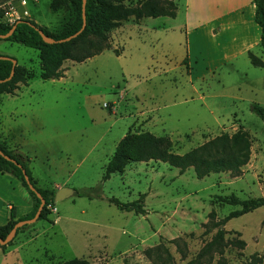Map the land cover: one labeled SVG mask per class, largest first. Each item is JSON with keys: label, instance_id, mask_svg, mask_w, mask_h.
<instances>
[{"label": "rangeland", "instance_id": "1", "mask_svg": "<svg viewBox=\"0 0 264 264\" xmlns=\"http://www.w3.org/2000/svg\"><path fill=\"white\" fill-rule=\"evenodd\" d=\"M122 1L133 4L136 0ZM0 11V18L7 22L26 16L33 20L36 18L40 25L56 28L66 18L68 5L65 0L55 6L52 0H0ZM128 19L132 20L131 15ZM169 24L170 19L163 17H143L138 22H124L117 40L120 52L103 50L94 58L70 65L64 82H51L53 94L62 86L61 90L68 89L74 95L72 99L63 101L65 106L58 108L68 111L66 115L63 110L69 124L82 128L75 135L82 146L85 148L95 143L94 157L89 156L74 168L70 182L76 189L101 182L96 190L102 193V197L76 194L63 197L53 201L55 212L51 216H60L55 224L43 219L34 220V224L43 225L50 232L54 230L50 244L58 251L62 249L60 254L65 258L87 257L88 247L103 243L114 264H122V257L128 264H149L150 259L143 249L163 244L172 257V264H185L190 258L196 259L194 264H247L252 253L262 258L258 264H264V204L226 219L220 225L224 229L221 251L212 248L196 257L215 231V227L206 226L209 225L208 212L213 210V218L219 219L239 206L222 202L216 198L217 195L264 196V123L251 108L253 102L264 106V68L250 64L247 57L239 56L235 64L242 71H226L225 68H230L227 65L219 68L218 77L215 74L206 76L195 83L199 93L209 94L199 98L190 90L189 82L187 84L184 62L178 64L174 60L184 52L183 41L178 33L171 37L166 29ZM108 35L110 37L111 34ZM33 51L36 52L34 48L0 39L3 55L31 63ZM150 63L155 65V70L151 69ZM173 63L176 67L161 71L160 66ZM153 71L156 74L152 75ZM46 84L50 86L49 81ZM115 84L119 88L124 86L129 94L135 92L145 98L154 95L160 105L162 123L151 129L149 123L143 125L141 122H150L151 111H147L140 123L131 124V130L140 125L154 134H165L171 149L182 152L215 134L241 128L250 137L247 162L238 174L217 171L196 177L191 166L179 171L161 160H133L121 172L111 173L101 181L108 153L129 126L131 118L122 107L127 95L118 96L122 102L117 105L121 106L108 102L111 111L117 107L115 114H109L102 105L103 100L115 99L111 92ZM231 104L237 106L235 116H231L233 113L228 109ZM135 117L136 122L138 118ZM68 141L72 138L69 137ZM71 166L72 163L60 168L56 166L50 168V173L40 174L61 179ZM43 179L48 180V177ZM109 196L121 201L138 198L144 211L120 208L107 201ZM171 238H178L181 249L168 241ZM85 243L90 246L86 247ZM13 258L11 252L4 258L0 252V264L9 263Z\"/></svg>", "mask_w": 264, "mask_h": 264}, {"label": "crops", "instance_id": "2", "mask_svg": "<svg viewBox=\"0 0 264 264\" xmlns=\"http://www.w3.org/2000/svg\"><path fill=\"white\" fill-rule=\"evenodd\" d=\"M173 1L176 6L174 15L144 17L169 18L170 24L166 29L171 33V37L174 38L177 33L181 35L184 52L174 60L178 64L184 62L187 84L189 82L191 85L190 90L197 94V97L204 98L209 96V94L199 93L195 86L196 82L206 76H214V74L218 77L219 68L227 65H230V68H225L226 71H242L235 64V61L239 56L247 57L249 61L248 50L264 60V52L259 45V26L253 19L254 4L252 0ZM34 21L39 23L36 18H34ZM132 21L138 22L133 20V18L132 20L127 18L110 29L107 32V42L111 43H108L109 46L103 47L99 52L79 61L70 60L69 62H63L62 75L58 77L43 76L39 66L37 48L20 43L23 46L34 48L36 52L33 51L31 63L14 58L15 63L25 68L23 78L17 81L16 86L11 91L0 92V143L4 147L16 148L28 155V166L36 186L56 189L59 186L67 185L75 189L74 183L70 182L74 168L79 166L89 156L94 157L95 143L93 142L84 148L75 136L82 128L77 127L75 124H69L66 120L68 111L58 108L65 106L63 101H68L74 97L72 91L68 89L61 90V86L53 94L51 82H64L70 65L75 66L78 63H83L96 57L103 50L111 49L116 54L120 52L121 46L117 40L123 31V23ZM108 34H111L110 37ZM110 38L112 39L110 40ZM3 40L13 41L9 39ZM179 41H177V44H179ZM0 54L4 53L0 52ZM249 63L252 64L250 61ZM149 65L152 70L156 69L155 65L151 63ZM254 66L264 68V66ZM174 67H176V63L169 66H160V69L161 71H168ZM151 74H156V71ZM48 81L50 86L46 84ZM126 91L124 86L119 88L118 84H115L111 90L115 99L110 98L109 101H102V105L109 114H115L114 112L117 108L111 111L109 103L114 102L115 106H121L117 105L122 102L118 96L127 95L125 97H128V99L126 103L123 102L122 106L126 110L125 113L131 117L127 129H131L132 123H140V119L147 115V111H151L150 120L148 119L150 122H146L147 120L141 122L143 125L149 123L151 129L155 124L162 123L160 105L154 95L145 98L135 92L129 94ZM237 98L240 99V97ZM183 99L186 100L187 98ZM247 101L250 103L251 99L248 98ZM107 104L108 106L106 107ZM228 109L233 113L231 116H235L234 110L237 109V106L231 104ZM63 110L66 111V115ZM135 116L138 118L136 122ZM217 122L220 121L217 120ZM222 123L219 124L221 125ZM145 127L139 125L137 129L148 130ZM69 137L72 138V141H68ZM117 140L112 145V150L108 153L107 158L113 151ZM69 163H72L73 166L69 170L63 169L67 173L64 178L55 180L48 175L42 176L40 174L45 171L50 173V168H56V166L60 168ZM45 177H48V180L43 179ZM72 194L74 195V192ZM31 205L32 198L20 180L9 172L0 171V225L6 223L9 218L17 219L24 215L31 209ZM52 212H55V210L48 214L49 220L45 218L36 219L46 220L53 225L60 216L57 214L53 217L51 216ZM34 220L23 223L28 226L18 230L11 241L5 243L3 247L0 245V252L3 258L7 253L11 252L14 254L13 260L5 264H33L36 262L54 264L56 261L71 257L85 258L92 264H114L103 243L97 244L93 248L88 247L90 245L85 243V246L89 248V256L87 257L69 256L65 258L61 256L60 251L62 249L58 251L50 244L55 235L54 230L51 232L47 231L43 225L34 224ZM101 236H104V233H101ZM121 263L128 264L123 260V257Z\"/></svg>", "mask_w": 264, "mask_h": 264}, {"label": "trees", "instance_id": "3", "mask_svg": "<svg viewBox=\"0 0 264 264\" xmlns=\"http://www.w3.org/2000/svg\"><path fill=\"white\" fill-rule=\"evenodd\" d=\"M61 0H52L55 6ZM68 5L66 18L56 28H48L38 24L32 18L19 16L11 22L0 18V33L6 32L15 22L13 30L2 39H9L27 46L37 48L39 54V66L45 77H58L62 75L64 68L63 61L70 59L79 61L87 56L99 52L103 47L109 46L107 42V32L113 27L120 24L123 20L131 17L138 21L144 16L156 15H174L175 3L173 0H136L133 4H124L122 0H84V26L75 36L61 41L46 42L42 39L36 28L54 39L62 38L77 30L81 24V0H65ZM254 4L253 19L259 26V45L264 52V0H252ZM55 8V7H53ZM1 13V11H0ZM1 15V14H0ZM17 19H19L17 21ZM115 50V49H114ZM116 51V50H115ZM3 55V54H2ZM249 61L253 65L264 66V60L258 55L248 50ZM0 58V78L5 77L11 66V56L5 55ZM25 68L17 63L13 66L11 76L0 81V92L11 91L17 81L23 78ZM251 108L259 115L264 123V106L255 102ZM0 150L10 159L0 154V171L9 172L17 177L21 184L26 188L32 198L31 209L17 219L30 217L38 203L39 198L35 191H38L44 202L37 218L49 220L50 210L47 203L53 204L54 188L36 186L28 167V155L16 148H7L0 143ZM250 154V137L244 129H237L233 132H220L202 142L182 151H173L170 147V140L165 134H154L148 130L127 129L125 133L117 140L113 151L103 164V170L100 180H104L111 173L121 172L124 166L133 160H161L171 166H175L179 171L191 166L196 177H202L209 172L228 171L231 174H238L243 164H245ZM22 169L27 175L29 182L34 190L27 186L23 178ZM101 182L92 187L83 189H74V194L85 195L89 198L102 197V193L96 189L100 187ZM142 193L139 195V199ZM132 199L121 201L116 197H106L108 202L125 210L143 212L144 208L140 200ZM216 198L229 204H238V207L230 209L223 217L214 219V212H208L209 225L215 227L212 237L206 241L196 257L202 253L211 251L212 248L221 251L222 237L224 229L220 226L226 219L232 216L240 215L257 206L264 204V196L240 198L234 193L228 195H217ZM9 218L8 221L0 225V236L3 237L12 224L17 220ZM25 224L18 226L14 235ZM13 235V236H14ZM168 241L174 242L177 248L181 249L178 244V238H171ZM10 242V240L8 241ZM184 244V241H182ZM2 247L5 244H0ZM143 253L149 257V264H172V257L163 244L154 247H145ZM153 254V255H152ZM195 258L188 259L185 264H194ZM262 261L256 253L250 255L247 264H258ZM33 264H42L39 262ZM54 264H92L85 258L71 257L64 260L56 261Z\"/></svg>", "mask_w": 264, "mask_h": 264}, {"label": "water", "instance_id": "4", "mask_svg": "<svg viewBox=\"0 0 264 264\" xmlns=\"http://www.w3.org/2000/svg\"><path fill=\"white\" fill-rule=\"evenodd\" d=\"M83 4H84V0H81V17H82V21H81V24H80V26H79V28H78L77 30H75L74 32L70 33L69 35H67V36H65V37L58 38V39H54L53 37L44 34V33L42 32L41 29L36 28L37 31H38V33L41 35L42 39H43L44 41H46V42H54V41L67 40V39H69V38L75 36L78 32H80L81 29H82L83 26H84ZM18 20H19V19H17V21H18ZM14 26H15V22L10 26V28H9L6 32H4V33H0V37H6L8 34H10V32L13 30ZM5 57H6L5 55L0 54V58H5ZM10 61H11V66H10V69H9V71H8V74H7L5 77L0 78V81L6 80V79H8V78L11 76V74H12V72H13V66H14V64H15V59H14V58H10ZM0 154H1L3 157H5V158L10 159V158H9L6 154H4L1 150H0ZM22 173H23V178H24V180H25L26 183H27V186H28L30 189L34 190L33 185L31 184V182H29L28 177H27V175L24 173V170H23V169H22ZM34 191H35L36 196L39 198V203H38V205H37V207H36L34 213H33L30 217L17 219V220L12 224V226L8 229V231L6 232V234H5L3 237L0 236V244H5V243H7V242L13 237V235H14V233H15V230H16V228H17L18 226L22 225L23 223L30 222V221H32V220H34V219H36V218L38 217L39 212H40V210H41V207H42V204H43L44 200H43L42 196L40 195V193H39L38 191H36V190H34ZM73 192H74V189H73L72 187H70V186H67V185L59 186V187H57V188L55 189V191H54V194H53V201H56V200H59V199H61V198H63V197L69 196V195H71Z\"/></svg>", "mask_w": 264, "mask_h": 264}, {"label": "built area", "instance_id": "5", "mask_svg": "<svg viewBox=\"0 0 264 264\" xmlns=\"http://www.w3.org/2000/svg\"><path fill=\"white\" fill-rule=\"evenodd\" d=\"M47 208L50 210V212L55 210L54 205L50 203H47Z\"/></svg>", "mask_w": 264, "mask_h": 264}]
</instances>
